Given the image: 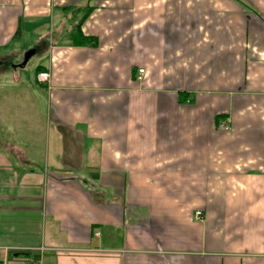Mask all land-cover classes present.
<instances>
[{
  "label": "crops",
  "instance_id": "0c3cea01",
  "mask_svg": "<svg viewBox=\"0 0 264 264\" xmlns=\"http://www.w3.org/2000/svg\"><path fill=\"white\" fill-rule=\"evenodd\" d=\"M0 263L264 264V0H0Z\"/></svg>",
  "mask_w": 264,
  "mask_h": 264
},
{
  "label": "rangeland",
  "instance_id": "374dc122",
  "mask_svg": "<svg viewBox=\"0 0 264 264\" xmlns=\"http://www.w3.org/2000/svg\"><path fill=\"white\" fill-rule=\"evenodd\" d=\"M25 42H22V45H24ZM28 43V42H26ZM35 63V58L34 60H29V62L27 63V68L22 69V74H23V80H27V79H33L35 77V66L33 65ZM7 65V64H6ZM11 73L9 72L8 74L5 75V77L1 80H7V78L9 80H11Z\"/></svg>",
  "mask_w": 264,
  "mask_h": 264
},
{
  "label": "built area",
  "instance_id": "2783aa9c",
  "mask_svg": "<svg viewBox=\"0 0 264 264\" xmlns=\"http://www.w3.org/2000/svg\"><path fill=\"white\" fill-rule=\"evenodd\" d=\"M143 72H144V68H140L139 69L140 75L138 77L139 79H141V75H142ZM49 76H50V74H49L48 71H42V72H40L38 74V78H39L40 81H47L49 79ZM219 126L221 128H224V129L229 128V124L226 121H224V120H221L219 122ZM201 215H202L201 211H198L197 214H196L197 218L201 217ZM0 264H3V263H0Z\"/></svg>",
  "mask_w": 264,
  "mask_h": 264
},
{
  "label": "trees",
  "instance_id": "16d2710c",
  "mask_svg": "<svg viewBox=\"0 0 264 264\" xmlns=\"http://www.w3.org/2000/svg\"><path fill=\"white\" fill-rule=\"evenodd\" d=\"M84 37V36H83ZM82 37V35L81 34H79L78 36H76V39L74 40V42H76V43H80V42H82L83 41V38Z\"/></svg>",
  "mask_w": 264,
  "mask_h": 264
},
{
  "label": "water",
  "instance_id": "95a60500",
  "mask_svg": "<svg viewBox=\"0 0 264 264\" xmlns=\"http://www.w3.org/2000/svg\"><path fill=\"white\" fill-rule=\"evenodd\" d=\"M30 54H31V52H27V53L25 54V58H24L23 63L21 64V66L25 65V63L27 62V60H28Z\"/></svg>",
  "mask_w": 264,
  "mask_h": 264
}]
</instances>
